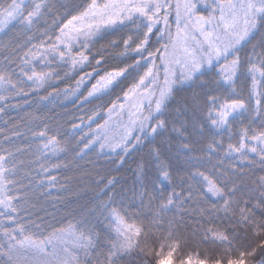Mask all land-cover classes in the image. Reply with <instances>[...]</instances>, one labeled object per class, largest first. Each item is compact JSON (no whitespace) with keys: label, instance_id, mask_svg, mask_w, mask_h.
Here are the masks:
<instances>
[{"label":"snow or ice","instance_id":"1","mask_svg":"<svg viewBox=\"0 0 264 264\" xmlns=\"http://www.w3.org/2000/svg\"><path fill=\"white\" fill-rule=\"evenodd\" d=\"M186 219L184 264H264V0H0V264H145Z\"/></svg>","mask_w":264,"mask_h":264},{"label":"trees","instance_id":"2","mask_svg":"<svg viewBox=\"0 0 264 264\" xmlns=\"http://www.w3.org/2000/svg\"><path fill=\"white\" fill-rule=\"evenodd\" d=\"M56 111H60V109H56ZM52 114L54 115L55 113H52ZM11 115L16 116L17 113L15 111H12ZM138 158L139 157L131 158L127 166L119 169L120 183L125 189L131 187L135 181V174H134L133 169L136 166V159ZM216 165H217V161L215 158H213L212 161L210 163H206L205 166L208 169H212V168H215ZM217 170L219 169L217 168ZM181 179H186V177L182 173L175 177L174 183H177ZM79 191H80L79 200H76L75 196H72V195L69 196V199L72 200L73 203L70 204L68 207H65L64 204L57 205L56 207H49L48 211L54 214L55 219H53L52 216H47L46 219L49 220L51 223L56 224L57 227H59L60 225L58 221L63 220V218L67 215L69 208L71 209L78 208L80 205L87 203L91 199V197L95 194L92 188H89L87 186V178H84L81 181ZM41 214L43 215V213ZM177 227L181 228L180 235L185 237L189 245L192 246L193 254L191 256L193 258H203L204 251H210V249H208L206 245L199 243L198 235L193 236V229L196 227L194 224L189 223L186 219V221L184 222L182 226L178 224Z\"/></svg>","mask_w":264,"mask_h":264},{"label":"clouds","instance_id":"3","mask_svg":"<svg viewBox=\"0 0 264 264\" xmlns=\"http://www.w3.org/2000/svg\"><path fill=\"white\" fill-rule=\"evenodd\" d=\"M176 243L179 247H176ZM148 246L152 250L151 254H146L144 257L145 264H161L162 257L156 255L163 248V256L166 257L167 253L173 249L174 254L171 260L164 259V264H184L186 257L193 254L192 246L189 245L185 237L180 235L176 242L167 240L163 233H149ZM206 254V251H204ZM249 264H260L259 253L256 258H250Z\"/></svg>","mask_w":264,"mask_h":264},{"label":"rangeland","instance_id":"4","mask_svg":"<svg viewBox=\"0 0 264 264\" xmlns=\"http://www.w3.org/2000/svg\"><path fill=\"white\" fill-rule=\"evenodd\" d=\"M195 259V258H194Z\"/></svg>","mask_w":264,"mask_h":264}]
</instances>
